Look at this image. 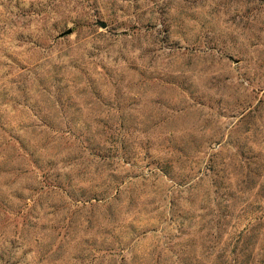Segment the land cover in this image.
I'll list each match as a JSON object with an SVG mask.
<instances>
[{
	"label": "rangeland",
	"instance_id": "1",
	"mask_svg": "<svg viewBox=\"0 0 264 264\" xmlns=\"http://www.w3.org/2000/svg\"><path fill=\"white\" fill-rule=\"evenodd\" d=\"M263 255L264 0H0V264Z\"/></svg>",
	"mask_w": 264,
	"mask_h": 264
},
{
	"label": "water",
	"instance_id": "2",
	"mask_svg": "<svg viewBox=\"0 0 264 264\" xmlns=\"http://www.w3.org/2000/svg\"><path fill=\"white\" fill-rule=\"evenodd\" d=\"M100 25L103 27V28H106L107 27V24L105 22H101Z\"/></svg>",
	"mask_w": 264,
	"mask_h": 264
},
{
	"label": "trees",
	"instance_id": "3",
	"mask_svg": "<svg viewBox=\"0 0 264 264\" xmlns=\"http://www.w3.org/2000/svg\"><path fill=\"white\" fill-rule=\"evenodd\" d=\"M246 250L245 249H242L241 250V253H243V255H244V252H245ZM241 255V254H240ZM263 257H264V255H263ZM236 264H240V262L238 263V262H236Z\"/></svg>",
	"mask_w": 264,
	"mask_h": 264
}]
</instances>
